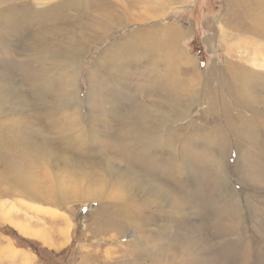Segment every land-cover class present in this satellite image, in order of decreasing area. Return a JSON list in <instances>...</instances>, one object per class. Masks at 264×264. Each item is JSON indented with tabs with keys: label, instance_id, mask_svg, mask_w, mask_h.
<instances>
[{
	"label": "rangeland",
	"instance_id": "1",
	"mask_svg": "<svg viewBox=\"0 0 264 264\" xmlns=\"http://www.w3.org/2000/svg\"><path fill=\"white\" fill-rule=\"evenodd\" d=\"M68 1L66 9L62 0L15 3L39 16L42 43L59 46L58 57L18 53L0 36V264H151L143 249L165 263L212 264L211 252L227 262L222 243L238 236L249 263L264 264V57H252L264 39L245 31L264 27V0H111L123 21L156 16L107 31L97 16L110 0L85 9ZM78 41L85 50L76 72L70 47ZM180 48L195 71L182 65ZM158 93L168 112L180 106L182 126L165 127L169 148L131 129L126 115L142 108L123 112L143 104L152 120ZM72 102L76 123L62 109ZM171 247L184 253L174 258Z\"/></svg>",
	"mask_w": 264,
	"mask_h": 264
},
{
	"label": "bare ground",
	"instance_id": "2",
	"mask_svg": "<svg viewBox=\"0 0 264 264\" xmlns=\"http://www.w3.org/2000/svg\"><path fill=\"white\" fill-rule=\"evenodd\" d=\"M9 0H0V36L1 34L4 35L5 37L2 38L1 40H3L2 42H5V39H7V37L9 38L10 42H14L16 41L15 43L16 44H13V49L14 51L17 50L18 51V48L21 49V48H26L25 50H37L38 52H42V50H45V52H52V56L54 57H58V53L59 51H57L56 49H53L52 47H59L57 45H53V44H50L52 46H50L47 41H45V43H42V40L40 38V35L42 33H39V28H38V23L39 22V16L36 15V13L32 10H30V15H28L29 13L27 12L26 8H22L21 6L20 7H16L15 3L16 1L18 0H11L9 3H8ZM61 1V0H60ZM73 2H75V4L78 2H80L82 9H85L86 8V5L88 3V0L86 1H83V0H72ZM122 1H126V0H122ZM161 1H164V0H161ZM62 4L60 5L62 7V9H66L68 8V0H62ZM101 2V1H100ZM128 2V1H126ZM135 1H132L130 0V2L128 3V7L133 5ZM152 2H155L154 0H152ZM102 3V2H101ZM73 4V3H72ZM74 4V5H75ZM79 4V3H78ZM91 3H89L90 5ZM157 4H160V3H156L155 5ZM19 5V4H18ZM24 5V4H23ZM99 5V3H98ZM101 10H100V14L97 16L99 18H101V23H98V26L102 29H104L105 31L107 30H110L111 28H113L114 26L116 25H121L122 23H124L125 20H127V18H130L132 19L133 22H136L137 20H140V22H144L145 20H150L152 17H155L156 15L152 16H148L147 14H136L134 15L135 18L133 19L132 16L128 17L127 14L125 16V19L123 21V17H124V11H121V10H118L116 8V4L115 2H112L111 0L110 1H105L103 2L101 5ZM50 7V6H49ZM53 7V6H52ZM76 7V6H75ZM48 9V8H47ZM50 9V8H49ZM88 9V8H87ZM115 10V13H114V10ZM124 9V8H123ZM44 11V10H43ZM57 11V10H56ZM63 11V10H62ZM82 11V10H81ZM61 12V11H60ZM60 12H57L55 14V16H52L50 18H53V19H58V15ZM80 13V12H79ZM86 13V12H85ZM95 13V12H94ZM75 15V14H74ZM158 15V14H157ZM47 16V14H46ZM45 16V18H46ZM50 16V15H49ZM81 16V15H80ZM142 16V18L140 17ZM261 16V15H260ZM250 17V16H249ZM44 18V17H43ZM95 18V17H94ZM42 19V18H41ZM49 22V21H48ZM88 23V22H87ZM87 23L84 25V23L82 24L84 27L86 26H89V24L87 25ZM81 24V23H80ZM79 24V25H80ZM150 24V23H149ZM78 25V24H77ZM77 25H74V27H76ZM82 27V29L84 28ZM89 30V29H88ZM245 31H247L248 33H254L255 36L258 35V37H261V39L263 40L264 39V27H261L259 28L258 26H254L252 24H250L248 27L245 28ZM173 32V31H171ZM104 33V32H102ZM98 34V33H96ZM2 37V36H1ZM46 37V36H45ZM142 35L140 34H135V38H137L138 40L142 39ZM14 38V39H13ZM49 41V40H48ZM55 42V41H54ZM61 43V42H60ZM66 43V42H65ZM69 43V42H68ZM64 44V43H63ZM263 44V43H262ZM65 45V44H64ZM9 47V46H8ZM12 47V46H11ZM71 48V51L73 50V53H72V59H73V63L72 64H76V67L74 68L75 71L77 72V70L80 69L81 67V57H79V54L81 53V51H84L85 49V46H83L81 44V41H78L77 44H74L73 45V49L72 47ZM84 49V50H83ZM255 49V53L254 55H252V57L254 59H258L259 57H261L263 59L264 57V51H263V48H257V47H254ZM23 50V49H22ZM24 50V51H25ZM53 50V51H52ZM16 51V53H17ZM21 51V50H20ZM18 51V53L20 52ZM253 51V50H252ZM108 52V51H106ZM177 52H180L181 55H183V58L181 60V63L183 66H190L191 68L194 67V63H193V60L189 57V56H185V53L183 52V49L180 48L177 50ZM36 53V52H35ZM83 53V52H82ZM22 54V53H21ZM263 55V56H262ZM53 57V58H54ZM84 61V60H83ZM67 64V63H66ZM262 65L264 66V60L262 62ZM74 66V65H73ZM243 66V65H242ZM181 67V66H180ZM245 67V66H244ZM77 68V69H76ZM239 67L235 66V69L234 70H237ZM193 70L195 71V67L193 68ZM242 70V69H240ZM238 72V71H237ZM4 73V72H3ZM2 73V74H3ZM228 73V72H227ZM257 73V72H255ZM257 74H261V73H257ZM79 75V74H78ZM3 76V75H2ZM235 76V75H234ZM234 76H233V80H234ZM258 76V75H257ZM258 77L261 78V75H259ZM4 78V77H3ZM76 78V77H75ZM258 79V78H257ZM2 80V79H1ZM5 81V79H4ZM3 81V82H4ZM7 82H11L10 79L9 80H6ZM156 81V80H155ZM253 81V80H252ZM13 82V80H12ZM235 82V80H234ZM2 83V82H1ZM229 84H232V81H228ZM2 84H5L2 83ZM258 83H256L257 85ZM161 86V85H160ZM249 86V85H248ZM18 89V88H17ZM21 93V92H20ZM162 93V92H161ZM16 94V93H15ZM155 94V93H154ZM22 95V94H21ZM19 92L17 91V97L19 100L20 96ZM16 97V98H17ZM23 97V95L21 96ZM152 97V96H151ZM158 97H159V93L158 95L156 96V98H154V102L153 104L155 105V108L153 110V113H154V118L152 120L149 119V112H150V109L149 111H147V107L143 104H137V105H133L132 108L128 109V110H125L123 111L124 113H129L131 112L134 107L135 108H142V111H137V112H132V113H129L126 115V118L129 120V125L131 127L132 130L134 131H139V132H143L147 135L148 132H153V135H147L148 136V140L150 139V137H152V139L156 138L158 141H159V145L160 147H165V148H169V147H172V143L170 141V137H171V133L169 132L170 130H167V126H171V127H174V126H178V128L180 126H182V124H176L177 123V120H179V117H180V114L179 113H175L174 111L176 110V112L178 111L177 108L180 107V106H175V110H171L172 112H168V110L166 109V106L165 104H161L158 102ZM24 98V97H23ZM150 98V97H148ZM160 99V98H159ZM21 100V99H20ZM150 100V99H149ZM25 101V100H24ZM24 101H22V105L24 104ZM77 101V100H76ZM117 101V100H116ZM153 101V100H152ZM27 102V101H26ZM166 102V100H165ZM19 103V102H18ZM181 103V102H180ZM79 103H66L64 105V107H62L63 111H64V115H68V113L72 112L70 111V108L74 107L75 105L77 106ZM1 106V104H0ZM122 106V105H121ZM128 106V105H127ZM130 106V105H129ZM125 107V106H124ZM131 107V106H130ZM158 107L161 109V110H158ZM173 107V106H172ZM171 107V108H172ZM119 108V107H118ZM182 108V107H181ZM180 108V109H181ZM75 109V108H74ZM139 110V109H138ZM76 110H74L75 112ZM120 111V110H119ZM134 111V110H133ZM184 112V111H183ZM152 113V112H151ZM78 113H71L70 115H68V119H72L71 122L73 123H76V121H74L73 119H75V117L77 116ZM152 117V116H151ZM8 119V118H7ZM78 119V118H76ZM90 119V118H89ZM140 119L143 120V124L141 125L140 124ZM184 119V118H183ZM5 120V119H4ZM67 121V120H66ZM172 124H176V125H172ZM82 125V124H81ZM14 127V126H13ZM118 128V127H117ZM128 128V127H127ZM165 128V129H164ZM119 129V128H118ZM130 129V128H129ZM173 129V128H172ZM86 130V129H85ZM94 131V130H93ZM173 131V130H172ZM171 131V132H172ZM86 132V131H85ZM100 132V130H99ZM120 132V131H118ZM89 134V133H88ZM123 133H121L122 135ZM139 134V133H138ZM96 135V134H95ZM123 136V135H122ZM65 137V136H64ZM73 137V136H72ZM67 138V137H66ZM71 138V137H70ZM94 138V137H93ZM102 138V137H101ZM138 138V137H136ZM146 138V137H144ZM143 138V139H144ZM100 139V138H99ZM147 139V138H146ZM155 139V140H156ZM45 140V139H43ZM117 140H122L120 139H117ZM47 141V140H45ZM63 141V140H62ZM147 141V140H146ZM108 142V141H107ZM123 142V140H122ZM153 142V141H152ZM173 142V141H172ZM264 142V141H263ZM47 143V142H46ZM80 143V142H79ZM124 143V142H123ZM96 144V143H95ZM104 144V143H102ZM135 144L137 145V143L135 142ZM153 144V143H151ZM262 144V143H261ZM55 146V145H54ZM57 146V145H56ZM125 146V145H124ZM131 146V145H129ZM148 146V145H147ZM146 145H145V148H148ZM35 147V145H34ZM132 147V146H131ZM176 147V146H175ZM44 148V147H43ZM75 148V146H74ZM119 149L122 148V146H119L118 147ZM171 149V148H170ZM178 149V148H177ZM72 150V149H71ZM149 150V149H147ZM182 151V150H181ZM180 151V152H181ZM23 152V151H22ZM38 152V151H37ZM54 152V151H53ZM140 153V152H139ZM134 155V154H133ZM139 155V154H138ZM175 154H173L174 156ZM61 156V155H60ZM145 156V155H143ZM67 158V157H66ZM100 158V157H99ZM141 158H142V155H141ZM140 158V159H141ZM175 158V157H174ZM127 160V159H126ZM125 160V162H126ZM130 160H131V156H130ZM101 161V159H100ZM99 161V162H100ZM138 161V160H137ZM222 161V160H221ZM223 162V161H222ZM102 163V162H101ZM136 163V162H135ZM224 163V162H223ZM222 163V164H223ZM103 164V163H102ZM138 164V163H136ZM217 164V163H216ZM140 165V164H139ZM264 165V164H263ZM12 165H10L11 167ZM15 166V165H14ZM142 166V164H141ZM144 166V165H143ZM219 166V165H218ZM220 167V166H219ZM243 167V166H242ZM261 167V166H260ZM264 167V166H263ZM131 168H134V167H131ZM176 168V167H175ZM144 169V168H143ZM225 169V168H224ZM260 169V168H259ZM263 169V168H262ZM15 170V169H14ZM222 170V169H221ZM253 170V169H252ZM257 170V169H256ZM13 171V170H12ZM261 171V169L259 170V172ZM11 172V171H10ZM258 172V171H257ZM18 173V172H17ZM110 173V172H109ZM156 173V171H155ZM176 173V172H175ZM261 173V172H260ZM154 174V173H152ZM21 175V174H20ZM105 175V174H104ZM149 175V174H148ZM178 175V174H177ZM221 175L223 176V174L221 173ZM19 176V175H18ZM109 176V175H108ZM221 176V177H222ZM127 177V176H126ZM148 177V176H147ZM16 178V177H15ZM21 178V177H20ZM104 178V177H103ZM102 178V179H103ZM118 178V177H117ZM120 178V177H119ZM220 178V177H219ZM19 179V178H18ZM15 180V179H14ZM21 180V179H20ZM103 181H106V180H103ZM101 180V182H103ZM18 182V181H17ZM25 183V182H24ZM101 184V183H100ZM105 184V183H103ZM18 185V184H17ZM24 186V185H23ZM26 186V185H25ZM155 186H157L155 184ZM22 187V186H20ZM158 187V186H157ZM26 189L29 188V186H26L25 187ZM111 188V187H110ZM35 189V188H34ZM156 189V188H155ZM52 190V189H51ZM150 190V189H149ZM25 191L26 193H29V194H33L37 199H45L47 201H52L53 198H51L49 195L47 194H44V193H41L39 191H37V195L36 193L30 191V189L28 190H23ZM130 191V190H129ZM51 192V191H50ZM79 192V191H78ZM82 192V191H81ZM108 192V191H107ZM110 192V191H109ZM140 192V191H139ZM52 193V192H51ZM142 193V192H140ZM133 194V193H132ZM139 194V193H138ZM143 195V194H142ZM45 196V197H44ZM48 196V197H47ZM92 197V196H91ZM90 197V198H91ZM119 198V197H118ZM143 198V197H142ZM57 200H54V202L56 203H62L64 201V197L62 195L58 196V198H56ZM95 199V197H94ZM131 199V198H130ZM135 199V198H134ZM136 200V199H135ZM138 200V199H137ZM257 201V199H256ZM259 201V200H258ZM264 201V200H263ZM237 203V201H235ZM138 203H140L138 201ZM143 203V202H141ZM145 203V202H144ZM223 203V202H222ZM254 203V202H253ZM263 203V202H262ZM253 205V204H252ZM255 205V204H254ZM257 205V203H256ZM262 205V204H261ZM261 205H258V206H261ZM264 205V204H263ZM262 205V206H263ZM143 206V205H142ZM251 207V206H250ZM231 208V207H229ZM227 208V209H229ZM253 208V207H252ZM261 208V207H260ZM224 209V208H223ZM259 209V208H258ZM264 209V208H263ZM255 210V209H253ZM233 211V210H232ZM231 212V211H229ZM228 212V213H229ZM225 213V211H224ZM222 213V215L226 216L228 213L224 214ZM121 215V214H120ZM219 215V214H218ZM223 216H221L220 218L222 219ZM227 217V216H226ZM240 213L239 211H235V212H232V216H231V222L233 221L236 225V223L239 221L240 218ZM106 218V217H105ZM252 218V217H251ZM109 219V218H107ZM106 219V220H107ZM225 219V218H224ZM243 219V218H242ZM260 219V218H259ZM131 221V220H130ZM259 221V220H258ZM230 222V223H231ZM142 223V222H141ZM241 223V222H240ZM254 223V221L252 222ZM256 223V222H255ZM99 224V223H98ZM114 224V223H113ZM139 224V223H138ZM136 225V224H135ZM240 225V224H239ZM228 226V225H227ZM263 226V225H261ZM252 227V226H251ZM262 228V227H261ZM230 229V228H229ZM238 229V228H237ZM246 229V228H245ZM252 229V228H251ZM161 231V230H160ZM233 232H237V231H233ZM232 232V233H233ZM263 232V231H262ZM261 232V233H262ZM241 233V232H240ZM244 233V232H243ZM161 234L163 236V232L161 231ZM259 234V233H257ZM237 235V234H236ZM252 235V234H251ZM255 235V234H254ZM235 236V235H234ZM242 236V235H241ZM246 236V235H245ZM257 236H260V235H257ZM165 237V236H164ZM236 238V237H235ZM233 238L236 242V245L232 243V241L229 239V237L227 239L229 240H225L223 241L222 243V249H225V257L227 258V262H220V261H217L216 259L220 256H216L214 253L211 252V262L212 264H250L249 263V260H250V257H251V251H250V247L248 246V244L242 242L241 237L238 236L236 239ZM255 238V237H254ZM262 238V237H261ZM249 238H247L248 240ZM263 239V238H262ZM261 239V240H262ZM155 240V239H154ZM250 240V239H249ZM260 240V239H259ZM156 241V240H155ZM143 242V241H142ZM152 242V241H151ZM167 243V241H165ZM186 242V241H185ZM165 243V244H166ZM194 243V242H193ZM160 244V243H159ZM262 244V243H261ZM160 246V245H159ZM167 247V246H166ZM172 248V247H171ZM175 248V247H174ZM9 249V248H8ZM161 249H163V247H161ZM177 249V248H176ZM204 249V248H203ZM210 249V248H208ZM171 250V249H169ZM146 256L149 257V259H151V264H161L160 262L161 259L158 258L159 256L157 255V253H153L151 251H148V249H143ZM199 251V250H198ZM8 252V251H7ZM257 252V250H256ZM259 254L261 256H264V245H263V248L258 250ZM183 250H179L178 252L177 251H173V248H172V256L175 258V257H181L180 255H182ZM8 254V253H7ZM10 254H16V252H14L13 250L10 252ZM184 255V254H183ZM167 258V257H166ZM256 259V257H254ZM261 258V257H260ZM194 263L193 264H200L198 262L195 263V257H192L191 258ZM253 259V258H252ZM264 259V258H262ZM187 258H182V259H177V264H187ZM198 260V259H197ZM204 264L205 263H209V261L206 259H202ZM225 260V259H224ZM160 261V262H159ZM192 261V262H193ZM192 262L190 264H192ZM260 263H262L260 261ZM259 263V264H260ZM162 264H170L169 262L165 263L163 261ZM210 264V263H209ZM253 264V263H252Z\"/></svg>",
	"mask_w": 264,
	"mask_h": 264
}]
</instances>
